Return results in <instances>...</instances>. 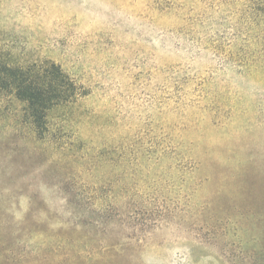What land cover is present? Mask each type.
I'll return each mask as SVG.
<instances>
[{
    "label": "rangeland",
    "instance_id": "1",
    "mask_svg": "<svg viewBox=\"0 0 264 264\" xmlns=\"http://www.w3.org/2000/svg\"><path fill=\"white\" fill-rule=\"evenodd\" d=\"M0 54L78 92L1 112L0 264H264V0H0Z\"/></svg>",
    "mask_w": 264,
    "mask_h": 264
},
{
    "label": "trees",
    "instance_id": "2",
    "mask_svg": "<svg viewBox=\"0 0 264 264\" xmlns=\"http://www.w3.org/2000/svg\"><path fill=\"white\" fill-rule=\"evenodd\" d=\"M77 97L74 81L53 61L20 63L0 54V120L5 104L19 102L30 122L29 137L48 135L50 111L73 104Z\"/></svg>",
    "mask_w": 264,
    "mask_h": 264
}]
</instances>
